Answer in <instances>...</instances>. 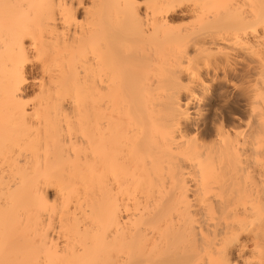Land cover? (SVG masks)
I'll return each instance as SVG.
<instances>
[{
  "label": "bare ground",
  "instance_id": "1",
  "mask_svg": "<svg viewBox=\"0 0 264 264\" xmlns=\"http://www.w3.org/2000/svg\"><path fill=\"white\" fill-rule=\"evenodd\" d=\"M0 264H264V0H0Z\"/></svg>",
  "mask_w": 264,
  "mask_h": 264
},
{
  "label": "rangeland",
  "instance_id": "2",
  "mask_svg": "<svg viewBox=\"0 0 264 264\" xmlns=\"http://www.w3.org/2000/svg\"><path fill=\"white\" fill-rule=\"evenodd\" d=\"M30 95H31V92H30Z\"/></svg>",
  "mask_w": 264,
  "mask_h": 264
}]
</instances>
